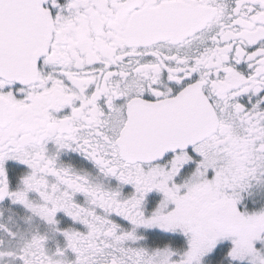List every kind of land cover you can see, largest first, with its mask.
I'll return each instance as SVG.
<instances>
[{
    "label": "snow or ice",
    "instance_id": "6c2138e0",
    "mask_svg": "<svg viewBox=\"0 0 264 264\" xmlns=\"http://www.w3.org/2000/svg\"><path fill=\"white\" fill-rule=\"evenodd\" d=\"M0 264H264V0H0Z\"/></svg>",
    "mask_w": 264,
    "mask_h": 264
}]
</instances>
